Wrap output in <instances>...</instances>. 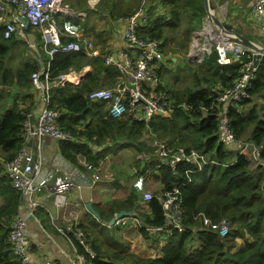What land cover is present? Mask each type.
I'll list each match as a JSON object with an SVG mask.
<instances>
[{"label":"trees","instance_id":"1","mask_svg":"<svg viewBox=\"0 0 264 264\" xmlns=\"http://www.w3.org/2000/svg\"><path fill=\"white\" fill-rule=\"evenodd\" d=\"M159 4L166 5L167 17L162 19L161 15L155 14L156 6L151 3L153 7H147L146 25L140 28L141 36L161 39L162 26L177 28L182 20L186 21L184 31L189 34L194 26L201 24L206 14L204 0H159ZM0 31V198L4 201L0 205V264H21L7 239L11 221L19 212L21 194L11 186L5 173V163L18 153L24 143L21 135L23 122L32 102L20 107L17 99L32 97L30 76L39 70L40 62L37 59L25 60L15 69L4 65L15 40H11L14 33L8 39L3 38L1 23ZM35 34L39 36L40 33ZM61 39L65 41V37ZM40 58L46 60L45 51L40 53ZM206 59V65L202 67L206 75L201 74L199 81L170 96L174 104L170 115L156 114L149 123H145L134 121L129 116L112 117L105 113L103 101L87 98L91 90L102 87L106 81L123 80L117 69L104 64L102 55L88 57L84 51L52 54L47 69L50 80L61 74L80 73L85 66H90V70L77 82L66 81L49 89L48 106L59 112L58 125L72 136L58 142L59 153L64 158L76 162L75 153L80 152L88 160L96 162L104 153L93 152L91 145L101 147L107 142L108 145L114 142L140 150L143 133L151 131L157 136L167 137L166 142L173 147L194 148L213 160L197 169L188 160L171 167L165 161L158 162L150 156L147 160L150 162L144 167L154 169L158 165L157 176L162 183V191L173 186L179 189L185 230L168 234L161 255L154 257L110 255L91 243L95 256L86 255L83 264H264V168L250 169L245 155L219 142L218 109L212 106L218 94L215 85H231L239 76L240 64L237 61L218 65L215 52ZM2 87H15L25 93L22 95ZM247 92L238 107L228 108L230 126L237 138L248 131L249 140L261 146L264 160V55ZM137 196L135 190L133 193L130 191L123 201L110 207L109 216L118 209L131 210V201ZM148 205L151 218L144 219L138 213L135 215L144 223L139 227L144 235H147L148 226H158L164 218L156 196L149 200ZM203 217L208 218L211 224L227 217L233 226L227 235L221 237L216 227L202 224ZM193 229H197L196 232ZM245 233L250 239L236 247V237H244ZM74 245L78 253H83L76 241Z\"/></svg>","mask_w":264,"mask_h":264},{"label":"built area","instance_id":"2","mask_svg":"<svg viewBox=\"0 0 264 264\" xmlns=\"http://www.w3.org/2000/svg\"><path fill=\"white\" fill-rule=\"evenodd\" d=\"M69 15L68 6L63 4L62 0H0V23L4 39H8L18 30H24L27 25L38 29L42 47L49 57L55 52L75 51H85L93 56L99 55L94 41L84 36L86 28L79 22L73 21ZM146 16V0H141L134 13L122 19L124 20L122 49L117 54L102 55L104 63L117 69L123 80L114 86L95 88L87 94V98L90 101H103L105 113L112 117L129 116L134 121L148 123L156 114L170 115L174 104L160 89L161 63L164 58L162 43L157 38L140 35V27L146 22ZM249 18L257 24L263 34V43H259L260 45L244 40L222 26L207 28L204 25L201 29L193 31L195 39L198 38L201 42L200 45L197 44V52L188 53V58L193 61L201 60L204 54L208 56L215 52V61L218 65L239 62V76L231 85H215L218 94L212 101V106L218 109L219 142L245 155L253 169L264 168L261 146L237 138L231 129L228 116V108L238 107L248 95V88L264 55L261 49L256 48V46L264 48V0L252 2ZM61 36L66 40L62 41ZM47 69L48 66L34 71L30 76L33 88L40 93L38 97L45 105L37 113L33 112L35 115L33 118L29 115L30 111L27 113L21 133L24 143L18 153L5 163V173L11 186L20 192L21 202L27 206L25 215L19 211L13 217L7 239L21 264H57L54 260H32V242L25 232L26 218L38 206V201L34 197L47 193L52 197L56 209L55 217L58 218L59 211H62V217L67 220L66 224L56 228L71 243L76 241L81 246L83 253L76 252L75 264H83L86 255L93 257L95 252L90 248L86 232L81 228L78 220L80 203L70 202L68 198L71 191L80 190L83 185L73 175L59 174L51 167L45 166L39 154H36L28 143L29 138L32 137L42 141L48 136L58 142L72 138L68 130L58 125L59 112L48 106L49 89L62 85L70 79V76L61 74L50 80ZM152 146L153 150L149 156H153L158 161H165L171 167L183 160H188L197 169H201L204 163L213 162L194 148L188 150L182 146L171 147L165 141L157 139H154ZM84 167L87 171L94 168L91 163H85ZM77 175L81 178L85 177V174L79 171ZM133 186L145 201L153 197L145 188L144 175H139L134 180ZM159 201L164 218L162 224L153 227L154 230L164 234L185 230L182 197L178 187L174 186L164 191ZM130 219L134 226L140 225L137 218L122 217L117 221L127 224ZM202 224L216 227L219 235L223 237L228 233L230 221L222 218L218 223L211 224L210 220L204 217Z\"/></svg>","mask_w":264,"mask_h":264},{"label":"crops","instance_id":"3","mask_svg":"<svg viewBox=\"0 0 264 264\" xmlns=\"http://www.w3.org/2000/svg\"><path fill=\"white\" fill-rule=\"evenodd\" d=\"M230 4H232V11L230 13H227L229 15V18L232 22L238 21L236 17L243 18L244 20L248 21L250 23V27L246 30V32H239L241 33L245 39L252 41L256 44L261 43L260 39H263V34L259 30L257 24L249 18L250 11L249 8L254 0H226ZM246 1V2H245ZM87 5L91 3L89 0L87 1ZM119 6L121 8L125 9V11L122 12L119 16V19H125V15L128 13H131V10H134V6L129 2V0H118ZM154 4L156 6H159V0H155ZM69 7V6H68ZM71 9H75L76 16H73L72 19H75L77 21L83 22L87 24V30H86V36L89 38H93L96 45L97 44V37H101L105 34H107L108 40L106 42L105 48H100L101 52H107L112 54H117L123 47V39H122V32L124 27V20L120 21L117 18L114 22H116L119 25V29L117 32H112L108 29H96L93 28V25L91 24V21L88 19V15L86 14L85 10L81 6L77 5H71ZM69 7V8H70ZM91 7V6H90ZM246 9V10H245ZM251 9V8H250ZM244 10L247 11V15L245 16ZM226 11V7L223 9V14ZM249 11V12H248ZM133 12V11H132ZM248 17V19H247ZM104 24V20H98L97 26H102ZM230 27V25H228ZM108 31V32H107ZM35 32L39 31L37 29L28 27L26 30H22L18 32L16 31L14 33V40L15 41H23L28 40V37L30 34L34 35V45H38V52L39 50H43L42 43L39 39V36H36ZM250 33L252 35H250ZM37 38L40 41V44L37 42ZM104 43V41H102ZM30 44V43H29ZM101 45V44H100ZM260 45V44H259ZM99 48V46H98ZM8 57V56H7ZM10 57V54H9ZM37 59L40 62V67L44 68L47 59L49 58L48 55L45 53V61L40 58V54L38 53V56L31 57ZM172 60L175 61V58L172 57ZM165 63V55L161 63V70L163 69ZM7 64V59H5V63ZM41 68V69H42ZM90 70V66H85L80 73H73V77L71 81L77 82L82 76H80L82 73H86ZM78 74V76H77ZM58 86V85H57ZM162 86L164 87L163 83ZM56 87V86H54ZM2 89L9 90L11 89L14 92H18L22 95H24L25 91L21 89H17L15 87H2ZM30 93L32 94V97L29 98H18L17 104L20 107H26L32 102V107L30 109L29 115L33 118L35 117L34 113H37L39 109L43 108L45 103H42L39 99L40 93L36 91L33 87H30ZM150 133V131H148ZM146 133V132H144ZM44 141L41 142V140H38L35 137L29 138L28 143L33 148L34 152L39 154L41 161L43 164L47 167H51L54 169L56 173L59 174H66V175H73V177L80 182L83 186L80 190H73L68 195L70 202H79L80 208L78 209V220L80 223L84 226V229L87 232L88 239L91 243L98 245L101 250L108 251L110 255L112 254H135L139 257H154L159 256L162 253V247L165 243H167V236L161 235L158 236L157 232L154 230H146L147 235L142 234L136 226L133 225L131 219L128 221L127 224H122L120 221H115L113 224H111V219L115 216V214L120 210H126L131 212V216H127L129 218H136V213L140 214L144 219L145 218H151L152 214L150 212L149 208V201H145L142 199V197L137 194V198L132 202V209L128 210L125 208L116 210L112 216H109L110 213V207L118 205L119 201H123L132 191L133 193V181L138 175L143 174L145 176V187L147 190L152 192L153 196H156L158 199L161 197L162 193V183L160 182L158 178V168L150 169L149 167H144L147 164L145 163L140 169H137L135 167H132L133 172L135 174L134 179L131 182H124L122 185L125 187L124 190L128 188L127 195L126 193L123 195L121 199L112 200L110 204L107 205L106 208H100L102 207V201L101 198L104 197L105 202L110 201V193L112 192L111 186L106 185H99L98 187L94 186L96 183L104 181L103 175H107L106 172H104V166H102L98 160L90 161L86 158V156L80 152L75 153L76 162H72L66 158H64L59 153L58 148V141H56V150L53 149L52 142L50 140L52 138L46 136L44 137ZM44 143V144H43ZM97 150H93V152H97ZM104 151L103 149L100 150V152ZM99 152V153H100ZM104 156V155H103ZM102 156V157H103ZM118 155H115L116 157ZM146 162H150L145 160ZM85 163H91L93 164L94 168L89 169L88 171L84 167ZM60 169H58L57 167ZM144 170L142 171V169ZM156 169V170H155ZM82 172L85 174L84 178H81L77 175V172ZM111 173V172H110ZM113 174L109 175V179H111ZM92 181V185L90 186V182ZM152 188V189H150ZM1 199V204H3V199ZM35 200L38 201V206L31 211L33 214V219L28 220L25 227L26 235L31 240V259L32 260H54L57 264H75L76 261V249L74 245L65 238L56 228V226H62L67 223V220H65L62 217V211H59L58 215L59 217L56 218V209L53 204L52 197L48 195L47 193L38 194L34 197ZM87 201L91 202L92 208L98 213L99 217H96L94 213L90 212L86 206L85 203ZM20 206H23L19 209V211L22 214L27 213V206L25 203L20 204ZM37 211V214H34V211ZM28 218V217H27ZM50 219V220H49ZM41 220H49L48 227L44 228L42 227L40 221ZM111 226H123L125 229L120 231L118 238H113L112 236L110 238H107L103 235V228L111 227ZM44 234L45 236L43 237ZM128 243V245L126 244ZM156 248V249H153ZM86 264V263H85Z\"/></svg>","mask_w":264,"mask_h":264},{"label":"rangeland","instance_id":"4","mask_svg":"<svg viewBox=\"0 0 264 264\" xmlns=\"http://www.w3.org/2000/svg\"><path fill=\"white\" fill-rule=\"evenodd\" d=\"M87 1L88 0H62V2L67 4L69 7L71 5L81 6L88 15V19L91 21L93 28L96 29L105 28L112 32H117L119 29V25L114 21L116 18H118V16H121L123 11H125V9L119 6L118 0H99L95 4L89 3V5L94 8L93 10L88 9L90 8V6L87 5L88 3ZM212 1L214 3V12L212 17H209L208 14L206 13L202 19L201 24L194 26L193 30L201 29L204 25H210L213 27H221V26L223 27L224 25L225 26L230 25V27L227 28V30L233 32L242 31L243 33L246 32V30L250 27L251 24L248 23L249 20L246 21L240 17H236L238 21H234V22L231 21L227 13H230L232 11V4H230L228 1L226 0H212ZM129 2L131 3L129 5H132V7L134 6V10H135L136 7L141 2V0H129ZM152 2L153 0H146L148 9H150ZM225 7H226V11L223 14V9ZM166 8H167L166 5L160 4L159 6H156L154 13L161 15L160 17L164 19L165 17H167ZM134 10H131V12ZM245 10H244L245 16H248L247 11ZM102 19L104 20V24L98 27L97 21ZM213 23L216 25L215 26L212 25ZM80 24H82L84 27H87L86 23L80 22ZM185 24L186 21L182 20L180 21V24L177 28L172 29V27H169L167 25L162 26L163 36L161 39H162V50L165 55V63L163 69L160 72V79L164 85L162 91L170 95H172L173 93H177L178 90H181L184 87L192 85L193 82L199 81V79H201V74L206 75L202 67L206 65L207 54H204L201 60L193 61L191 58H188V53L197 52V44L199 43L200 45L201 41L198 40V38L195 39L192 30L190 31L189 34H187V32L184 31ZM250 35L252 34L250 33ZM94 37L97 38L99 52L102 53V55H105L107 52H101L100 48H105V46H107L106 45V42L108 40V38H106L107 34L101 37H97V36ZM39 39L41 40L40 37ZM39 39L37 38L38 44H40ZM90 39L94 41L93 38ZM11 40L13 41V37H11ZM102 41H104V43H102ZM260 41L261 43H263L262 38L260 39ZM38 49L39 48L37 44H35L34 47H31L27 39L23 41H14L13 45L11 46V51H10L11 56L6 57L7 64L4 65H8L9 67L14 69L18 68L25 60H33L34 58L31 57L38 56V53L40 54L41 52H43L42 50L38 52ZM172 57L175 58V61L172 60ZM1 58L2 57H0V59ZM4 59L5 58H3V60ZM195 75H197L198 78ZM117 81H119V78H117L113 82L106 81L102 87L114 86L117 83ZM32 122H34V120H32ZM44 139L45 138H43L41 142H43ZM75 139L77 138L74 137V140ZM154 139L166 141L167 137L157 136L152 132L149 133L148 131H146V133H143L141 137L140 150L136 149L133 146H121L119 143L117 144L114 142L110 143L109 145L107 142L101 147L93 146L90 144L93 150L98 149L100 152L101 149H104V151L100 152V153H104L103 154L104 156L100 157L98 162L102 166H104V172L107 173V175H103L104 181L96 183L94 186L98 187L99 185H106V186L110 185L111 186L110 188L112 189V192L109 195L110 201L105 202L104 197L101 198L102 207L100 208H106L107 205L112 202V200L121 199L125 193L127 195L128 188L124 190L125 187L122 185V183L126 181L131 182L134 179L135 174L133 172L132 167L140 169L145 163L146 164L148 163L145 161V159L139 158L138 155H145L148 153L151 154L152 152L151 143L153 142ZM240 139L248 141L249 132L247 131L245 134H243L240 137ZM50 142H52L51 147L56 150V145H55L56 140L51 139ZM115 155L118 156L114 157ZM249 165L251 169V163H249ZM110 172L113 174L111 179H109V175H111ZM0 203H1V199H0ZM49 220L48 221L41 220L40 223L42 227L47 228ZM232 226L233 224L232 222H230L229 228H231ZM123 229H125V227L123 226H111V227L103 228V235L107 238H110L111 236L113 238H118L120 231ZM196 230L197 229H193V232H196ZM42 235L43 237L45 236L44 234ZM249 239L250 236L247 233H245L244 237H236V242H235L236 247H238L239 245H243L246 242V240ZM126 244L128 245V243ZM194 244L195 242H193V245ZM123 255H125V253ZM122 262H124L123 259Z\"/></svg>","mask_w":264,"mask_h":264},{"label":"clouds","instance_id":"5","mask_svg":"<svg viewBox=\"0 0 264 264\" xmlns=\"http://www.w3.org/2000/svg\"><path fill=\"white\" fill-rule=\"evenodd\" d=\"M92 4H95V3H97L99 0H95V1H93V0H89ZM153 4H154V2H152ZM63 4H65V3H63ZM91 4V5H92ZM67 5V4H66ZM68 6V5H67ZM138 7V6H137ZM136 7V8H137ZM148 7V5H147V3H146V8ZM68 9H69V12H70V15H69V17L72 19V17L73 16H76V12L74 11V10H72L71 8H69L68 7ZM136 10V9H135ZM134 10V11H135ZM134 11L131 13V15L134 13ZM206 13H207V10H206ZM208 14V13H207ZM125 17H128V16H125ZM147 17V16H146ZM118 20H120V21H122V18L121 19H119V16H118V18H117ZM73 21H75V22H79L80 23V21H77V20H75V19H72ZM147 21V20H146ZM2 25V24H1ZM144 25H146V22L142 25V26H144ZM141 26V27H142ZM140 27V28H141ZM224 27H227V28H229L228 27V25H226V26H223L222 28H224ZM86 28V30H87V27H85ZM227 28H225V29H227ZM38 30V29H37ZM86 30H85V34H84V36L86 37V38H88V39H90L88 36H86ZM194 31V30H193ZM192 31V32H193ZM40 33V32H39ZM234 34L235 33H239V32H233ZM239 34H241V33H239ZM243 36V35H242ZM240 37V38H242V39H244V40H246L245 38H243V37ZM39 37H40V35H39ZM62 37V36H61ZM64 37V36H63ZM62 40V39H61ZM65 40H66V38H65ZM160 41H161V43H162V40L161 39H159ZM41 41V40H40ZM63 41V40H62ZM97 46V45H96ZM43 48V47H42ZM97 48H98V46H97ZM44 50V49H43ZM98 50H99V48H98ZM45 51V50H44ZM75 52H78V51H75ZM85 52V51H84ZM45 53L48 55V53L45 51ZM86 53V52H85ZM164 53V52H163ZM87 54V53H86ZM88 56H91V57H93V55H89V54H87ZM99 55H102V53H100L99 52ZM52 56V55H51ZM51 56L49 57V55H48V59H47V61H46V64H45V66L44 67H46V66H48L49 65V61H50V59H51ZM97 56V55H96ZM233 62H235V63H237V61H233ZM233 62H231V63H233ZM105 64V63H104ZM217 64V63H216ZM230 64V63H229ZM41 69V68H40ZM39 69V70H40ZM161 72V71H160ZM68 75L70 76V79L68 80V81H71L72 80V78H74L73 77V73H68ZM66 82V81H65ZM71 82H74V81H71ZM32 84V83H31ZM33 87V86H32ZM162 88H163V86H162V82H161V79H160V89L162 90ZM166 94V93H165ZM168 97H169V100H170V94H166ZM171 102H173V100H170ZM154 118V117H153ZM149 123V122H148ZM151 132V131H150ZM163 141H165V140H163ZM248 141H250V140H248ZM153 142H154V140H153ZM153 142L151 143V148H152V150H153V146H152V144H153ZM166 142V141H165ZM250 142H252V141H250ZM167 143V142H166ZM221 143V142H220ZM168 144V143H167ZM257 145V144H256ZM171 146V145H170ZM260 146V145H259ZM171 147H173V146H171ZM177 147V146H176ZM183 147V146H182ZM226 147V146H225ZM226 148H228V147H226ZM234 151L236 152V153H238L235 149H234ZM202 154H205L206 155V153H202ZM239 154V153H238ZM149 155H151L150 153H148V154H145V156H142V155H138V157L139 158H143V159H145V160H148L149 159ZM243 155V154H242ZM206 159H208L207 158V155H206ZM211 160V159H210ZM248 160V159H247ZM158 162H161V161H158ZM249 162V161H248ZM207 163H209V162H207ZM204 164H206V163H204ZM156 166V168H158L157 166L158 165H155ZM202 168V167H201ZM141 175H143V174H141ZM139 176V175H138ZM137 176V177H138ZM136 177V178H137ZM135 178V179H136ZM134 182V181H133ZM174 187V186H173ZM133 188H134V186H133ZM146 188V187H145ZM134 190H135V188H134ZM136 192V191H135ZM164 191H162V193H163ZM137 194H139L140 195V193H138V192H136ZM152 193V192H151ZM162 193H161V195H162ZM153 195V194H152ZM141 196V195H140ZM160 199V198H159ZM149 201V200H148ZM19 209H20V207H19ZM131 216V215H130ZM125 217H127V216H125ZM136 217V216H135ZM122 218V217H121ZM137 219H139L138 217H136ZM204 218V217H203ZM202 218V219H203ZM206 218V217H205ZM224 218H226V217H224ZM27 219V218H26ZM117 219H119V218H116L115 220H114V222L117 220ZM139 221H140V225H137L136 227L139 229V227H143L144 226V223L139 219ZM230 221V220H229ZM80 222V221H79ZM231 222V221H230ZM81 224V223H80ZM155 227V226H154ZM230 229V228H229ZM85 230V229H84ZM146 230H154V228L153 227H147L146 228ZM155 231V230H154ZM85 232H86V230H85ZM157 232V231H156ZM174 232H176V231H174ZM157 234H158V236L160 237L161 235H168V234H164V233H161V232H157ZM86 236H87V232H86ZM87 239H88V236H87ZM88 242H89V244H90V246H91V242H90V240L88 239ZM73 245H74V242L72 243ZM74 247H75V245H74ZM75 249H76V247H75ZM76 252H77V250H76Z\"/></svg>","mask_w":264,"mask_h":264},{"label":"water","instance_id":"6","mask_svg":"<svg viewBox=\"0 0 264 264\" xmlns=\"http://www.w3.org/2000/svg\"><path fill=\"white\" fill-rule=\"evenodd\" d=\"M205 1V7H206V10H207V13H208V16L209 17H212V15H213V12H214V5H213V3H212V1L211 0H204ZM225 26V25H224ZM28 28V26L26 25L25 27H24V30H26ZM227 28V27H226ZM18 32V31H17ZM238 37H241L242 36V34H239V33H235ZM243 37V36H242ZM244 38V37H243ZM28 39H29V43H30V45H31V47H34V40H35V37H34V35H32V34H30V36L28 37ZM256 48L257 49H261L263 52H264V48L263 47H261L260 48V46H256ZM85 73H82L80 76H83ZM85 206H86V208L90 211V212H92V213H94V215L96 216V217H99V215H98V213L92 208V206H91V202L90 201H87L86 203H85ZM129 215H131V212H129V211H126V210H120V211H118L116 214H115V216L111 219V224H113L114 223V220L116 219V218H121V217H125V216H129ZM28 218L26 219V223L28 222V220H31V219H33V214L32 213H29L28 214V216H27Z\"/></svg>","mask_w":264,"mask_h":264},{"label":"bare ground","instance_id":"7","mask_svg":"<svg viewBox=\"0 0 264 264\" xmlns=\"http://www.w3.org/2000/svg\"><path fill=\"white\" fill-rule=\"evenodd\" d=\"M212 25H214V26H215L216 24H214V23H213ZM206 27H207V28H209V27H210V25H206Z\"/></svg>","mask_w":264,"mask_h":264}]
</instances>
